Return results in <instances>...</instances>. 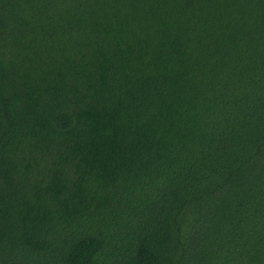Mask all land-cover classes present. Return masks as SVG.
<instances>
[{
  "label": "trees",
  "instance_id": "1",
  "mask_svg": "<svg viewBox=\"0 0 264 264\" xmlns=\"http://www.w3.org/2000/svg\"><path fill=\"white\" fill-rule=\"evenodd\" d=\"M0 264H264V0H0Z\"/></svg>",
  "mask_w": 264,
  "mask_h": 264
}]
</instances>
